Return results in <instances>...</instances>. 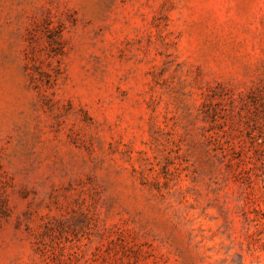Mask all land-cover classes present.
I'll use <instances>...</instances> for the list:
<instances>
[{
    "label": "rangeland",
    "instance_id": "rangeland-1",
    "mask_svg": "<svg viewBox=\"0 0 264 264\" xmlns=\"http://www.w3.org/2000/svg\"><path fill=\"white\" fill-rule=\"evenodd\" d=\"M0 264H264V0H0Z\"/></svg>",
    "mask_w": 264,
    "mask_h": 264
}]
</instances>
